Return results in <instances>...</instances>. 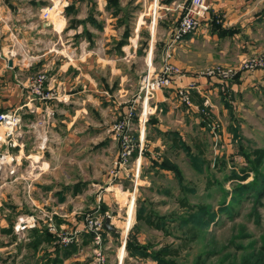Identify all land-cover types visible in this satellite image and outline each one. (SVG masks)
<instances>
[{"label":"rangeland","instance_id":"rangeland-1","mask_svg":"<svg viewBox=\"0 0 264 264\" xmlns=\"http://www.w3.org/2000/svg\"><path fill=\"white\" fill-rule=\"evenodd\" d=\"M21 1L24 3L23 7L16 8L15 14L29 15V20L25 22L18 17V21H13L9 26L13 29L12 27L18 28L23 24L25 27H31L32 29H29L31 32L28 35H15L8 40L5 45L7 51L1 56L5 58V65L9 59L12 61L15 80L21 87L27 89V92L30 89L29 77L38 72L45 74L43 91L49 89L55 94V98L47 102L34 98L30 103L34 108L37 107V111L30 117H28L29 114H24V118L28 121V125L36 123V130L44 129L46 124L43 125L41 116L46 113L45 106L47 105L48 110L54 111V119L49 126L51 134V127L55 119L57 120V113L61 110L57 104L63 100H58L59 96L54 87H48L50 72L57 63L84 58L88 50L85 47L88 44L84 39H76L73 33L64 34L65 29L60 31V28L56 27L55 31L49 24L46 29H43L41 26L43 20L40 18L38 5H27L28 0ZM45 3V6L49 5L47 0ZM124 6L129 10L128 25H130L132 33L129 44L126 45V54H122L117 61L124 65L121 68L124 78L121 86L123 91L106 94V97L110 99V103H107L106 106L112 108L115 105L118 114L102 124L104 130L112 136L116 147L108 151L101 163L93 166L91 162H86L90 165L87 166L85 162H82L83 150L80 149L84 143L68 144L67 150L59 148V155L56 154L55 169L53 168L52 171L49 168L50 172L42 176L40 173L43 170V165H39V156L37 155H43L49 149L50 144L54 141L51 137L52 134L45 150L37 149V139L33 136H30L29 139L24 138L23 149L18 145L6 146L2 144L0 146V153L7 151V157L0 163V264H45L46 262L54 264V261L56 264V255H52V253L56 254L57 246L61 247L69 243L75 246L74 250L72 249L69 253L71 254L70 257L68 256L69 259L65 258L64 264H157L149 257L134 258L129 256L130 251L126 248V240L133 225H135L134 235L139 236L141 244L148 246L153 251L166 246V244L174 245L180 250L179 260L184 261V258L189 254L191 260L187 262L188 264L193 263L201 255L205 258L206 264H239L257 260L264 263V252L261 250L264 246L262 243V237L264 238V204L261 202L255 204L251 198L243 199L234 205L232 215L225 212L218 213L221 221L218 219L209 221L207 230L201 234L194 232L191 223H184V226L178 229V222L186 213V209L181 210L182 207L179 206V201L176 199L179 193L176 179L167 170L155 172V169L149 164L150 155L160 153L156 150L157 147L161 148L159 140H143L140 150L142 151L140 168L137 167L138 162L136 163L135 157L139 150L134 152L135 155L133 154L126 164L118 166L115 163L121 150L118 141L112 135L111 129L115 121L124 117L128 118L129 127H132V136L135 138L140 133L143 101L138 93L139 82L146 73L149 59L147 54L151 37L149 38L146 32L150 33L151 20L156 15L148 0H140L137 4L131 0H124ZM140 14L144 15V19L140 18ZM52 18L59 27L62 17L53 13ZM140 21V29L143 33L139 32V29L136 30L137 23ZM121 30L122 28H119V32L117 31L118 36H121ZM37 31H40L41 34ZM261 39V44H263L264 38ZM155 40L157 46L158 42L162 46L166 41L164 37L160 36ZM146 42L149 43V46H146ZM94 45L95 48L102 50L103 45L107 44L104 38L99 37ZM108 45L110 48H105V52L112 51L111 43ZM140 45L142 51L135 53L132 47L135 46L138 50ZM175 45L177 47L179 42H175ZM156 48L154 53H156ZM160 52L157 53L156 59L151 60L155 71H158L161 63ZM257 57L264 58V49L258 53L247 55L241 60L236 59L229 66L238 67L242 61ZM175 58L179 61V51L175 52ZM190 62L196 64L195 58L190 59ZM28 63H32L31 66H28ZM195 68L197 71L204 69L205 66H195ZM259 69H253L246 74L250 75ZM1 73H3L2 69ZM55 75L56 73L53 76ZM224 94L227 95L228 91H225ZM210 97L208 98L209 104L205 107V114L201 113L203 101L201 103L198 98L191 100L192 106L189 109L183 102H180L179 97L166 100L164 106L157 105L154 102V97L148 100V106L153 110L147 114L146 121L154 117L150 125L151 133L155 132L156 127H160L162 130L178 129L191 143V150H195L193 144L198 141L196 144L202 150L200 158L202 157L205 163L210 165L209 169L203 166L202 171L198 172L195 167L189 164L190 157L182 150L177 153V156L171 155L170 158L172 160L173 157V161L179 165L185 180L190 179V183L193 182L196 185L195 194H188L190 203L206 201L216 212L222 205H227L225 203L238 200L234 196L236 192L233 188L236 180L244 185L253 181L255 171L264 174V83L260 86L257 82H253L252 85L249 83L247 90L242 89L234 97L226 96L227 99L217 91L214 93L213 99L216 102L212 108ZM112 99L115 101H111ZM155 109H158L157 113ZM165 110L169 112L168 115L164 113ZM112 111L116 113V110ZM128 114H131L130 117ZM119 117L122 118L119 119ZM201 118L204 124L201 122ZM30 129V134H32V127ZM132 141L135 143L134 146L139 147L140 140L136 139L135 142L133 139ZM144 150H146V154L143 152ZM142 155L145 157L142 158ZM44 156L47 157L46 154ZM218 159L220 168L214 166ZM221 163L223 164L221 165ZM117 169L119 173H116ZM243 169L247 174H241ZM232 171L238 173L236 178L231 176L226 180L225 178L230 176ZM115 174L116 177L113 176ZM239 175H241L240 178H238ZM207 178L211 181L217 180L220 187L223 186L226 189L225 203L222 205L219 206L220 199L223 198L221 188L212 186L208 190L210 194L204 196L208 193L205 188ZM82 179H84L85 186L82 187L81 192L73 195L64 190L63 185ZM167 179L170 182H166ZM39 183L49 187L46 190L42 189ZM134 184L136 185L135 192L133 191ZM164 187L172 189L170 191L172 196H168L165 191H160L164 190ZM63 192H65L64 198L58 194ZM131 201L134 202L133 216L131 223L128 224L127 210ZM262 201L264 203V198ZM139 207H146V209L150 207L153 211L165 213L164 215L171 213V217H165L164 221L160 222L163 224V229H157L154 224H148L135 217ZM173 211H177V213ZM105 212L110 215L114 234L103 227L102 239L97 246L93 242V233L87 227L86 219L91 214L103 215ZM200 225L205 226V224ZM176 228L177 231L174 230ZM183 237L187 240L182 241ZM124 238L126 240L123 244ZM41 240H44L45 243L40 246ZM121 248L124 249V253L120 259ZM209 250L218 252L207 255ZM50 254L52 256H49ZM59 257L62 260L64 255L60 254ZM101 257L104 258L103 262L98 260Z\"/></svg>","mask_w":264,"mask_h":264},{"label":"crops","instance_id":"crops-1","mask_svg":"<svg viewBox=\"0 0 264 264\" xmlns=\"http://www.w3.org/2000/svg\"><path fill=\"white\" fill-rule=\"evenodd\" d=\"M47 1L49 2V0ZM66 1L68 4L64 9V15L58 28L60 31L65 29L64 34L73 33L76 39H84L88 44L85 49L88 50L84 58L57 63L50 72L48 87H54L59 96L58 100L63 101L57 104L61 110L57 113V120L55 119L51 127V137L54 141L43 155H37L39 156V165H43V170L40 173L42 176L50 172L49 168L52 171L55 169L56 154L59 155V148L67 150L68 144L84 143L80 148L83 150L82 162H91L93 166L101 163L108 151L116 147L112 136L102 127L104 122L118 114L115 105L112 108L106 106L107 103H110L106 94L123 91L121 86L124 78L121 68L124 65L117 61L122 54H126V45L129 44L132 33L130 25H128L129 10L124 6V0ZM184 1L186 0H148L156 15L151 20L150 33L146 32V35L151 37L147 58L156 59L157 53L160 51L162 56L164 49L171 41V31L181 14L179 5ZM131 2L137 4L140 0H131ZM206 2L209 5L207 20L194 33L178 41L179 45L177 47L175 45L173 48L172 61L187 72L185 82L196 81L197 84L194 88L200 92L194 88L190 89L192 99L199 97L200 101H203L204 96L207 98L211 96L210 105L212 108L216 102L213 99L214 93L217 91L227 99L226 96L234 97L242 89L247 90L249 83L252 85L253 82H257L259 86L264 83V68L256 70L250 75L238 73V76L236 75L227 82L225 90L221 88L223 84L218 81L208 82V79L195 76V66L207 67L217 63L226 66L234 63L236 59L241 60L247 55L258 53L264 49V43L261 44V38H264V0H206ZM23 4L21 0H0V70H3V73L0 74V102L2 103L0 107L7 110L23 103L27 95V89L21 87L15 80L12 61L9 59L5 65V58L1 56L7 51L5 45L8 40L15 35H28L31 32L29 29L32 28L25 27L23 24L18 28L12 27L13 29L9 26L13 21H18V17L25 22L29 20V15L15 14V9H20L19 6ZM31 4L38 5L39 11L42 6L46 5L45 0H30V2L28 0L27 5ZM140 15L142 16L140 18L144 19V15ZM213 18L217 23L219 22L220 28L215 27L214 22L212 23ZM41 26L46 29L47 23L42 21ZM119 28H122L121 36L117 35ZM140 28L141 21L137 23L136 30L139 29V32H142ZM38 33L41 34L40 31ZM159 36L166 39L162 46L159 42L157 46L155 40ZM99 37L104 38L107 44L103 45L102 50L95 48L94 45ZM109 43L113 47L112 51L105 52V48H110ZM146 46H149V43L146 42ZM132 48L135 53L142 51L141 45L138 50L135 46ZM155 48L156 53H154ZM3 49H5L4 52H2ZM176 51L180 53L179 61L175 58ZM192 58H195L198 65L190 62ZM9 61H11L10 64ZM55 73L56 77L53 76ZM225 91H228L227 95L224 94ZM173 97L178 98L174 89H164L156 93L154 102L164 106V102ZM112 110H116V113ZM156 110L158 109H155L157 113ZM164 113L169 114L167 110ZM25 114H29L28 117L32 116L30 113ZM23 121L28 122L24 115ZM150 134L153 135V133ZM30 136L31 134H27L25 137L29 139ZM22 147L20 148L23 149ZM86 164L90 166L89 163ZM84 183V179L70 181L63 187L64 190L75 195L82 191ZM39 186L45 190L49 187L42 183H39ZM64 193L58 194L64 198ZM79 224L78 226L81 227ZM43 243L45 241L41 240L40 246ZM70 255L68 254L66 257H70ZM66 257L60 260L61 264L65 263Z\"/></svg>","mask_w":264,"mask_h":264},{"label":"built area","instance_id":"built-area-1","mask_svg":"<svg viewBox=\"0 0 264 264\" xmlns=\"http://www.w3.org/2000/svg\"><path fill=\"white\" fill-rule=\"evenodd\" d=\"M66 0H49V5L44 6L40 9V18L44 23L51 25L52 29L56 31V25L52 14L59 15L63 17L64 9L67 6ZM179 8L181 14L178 18L177 23L171 31V41L164 49L161 56V63L159 65L158 71H155V68L151 65V59L149 57L147 63L146 73L141 77L139 82V97H142V111L140 118V133L136 139L140 140L139 147L134 146L133 139L136 142V139L132 136V127H129L128 118L119 117L121 120L115 121L112 127V135L118 141L121 150L119 152V158L115 163L118 166L126 164L129 159L132 158L134 152L138 151L136 154V163L137 167L140 168L141 165V154L143 140L145 137V125L147 120V114L151 113L152 108L148 106V100L155 97L158 91L164 89H174L177 96L180 99V102H183L187 108L192 106V97L190 89H193L197 84L196 81H186L187 72L182 70V68L172 61L173 58V48L174 43L181 41L185 36L194 33L199 26L207 20L209 5L206 0H186L180 3ZM59 21V20H58ZM32 63H28V66H31ZM264 68V58H248L245 61H242L238 67H232L229 65H220L213 64L207 66L204 69L195 71L196 78L208 79L210 81H218L222 85V89L226 88L227 82L233 79L238 73H248L253 69ZM46 76L44 73L38 72L29 77V88L26 98L23 103L13 107L10 110L0 112V146L5 144L6 146L18 145L19 147L23 146V138L30 134L32 127V134L35 139H37V149L45 150L50 141V131L49 126L54 119V111L48 110L47 105L45 106V111L41 116L44 129L36 130L35 127L37 124L28 125L22 119V116L25 113H35L37 107L30 103L34 98L42 99L44 102L51 101L55 98V94L52 91H43L45 86ZM196 89V88H194ZM200 92L198 89H196ZM57 98V97H56ZM209 104L208 98L203 97V107L202 114H205ZM131 114H128L130 117ZM48 119V121H45ZM137 144V143H136ZM7 157V151L0 153V163L3 159ZM138 157V158H137ZM118 169L116 170V173ZM114 173V171H113ZM119 173V172H118ZM116 177V174L113 175ZM120 176V175H119ZM112 183V182H111ZM133 191H136V185L134 184ZM97 210V209H96ZM95 210V213L97 212ZM91 214L86 219L87 227L93 233V242L95 245H99L102 239V228L104 227V221L106 218L110 219V215L105 212L102 214ZM127 232V231H126ZM126 234V233H125ZM125 238L123 244L125 243ZM69 241V240H67ZM99 252V251H98ZM99 261L104 260L103 257L98 258Z\"/></svg>","mask_w":264,"mask_h":264},{"label":"trees","instance_id":"trees-1","mask_svg":"<svg viewBox=\"0 0 264 264\" xmlns=\"http://www.w3.org/2000/svg\"><path fill=\"white\" fill-rule=\"evenodd\" d=\"M214 22L215 27L220 28L219 22L217 23L215 19L213 18L212 23ZM199 101L200 98L198 97ZM202 103V100L200 101ZM229 106V103H227ZM13 108V107H12ZM11 108V109H12ZM6 110L5 108H0V112ZM158 111V110H157ZM154 117H151L149 121L146 122L145 125V137L144 139H150V140H159V143L161 144V148H156L160 153H157L156 155H150V167L155 169V172H158V170H167L171 172L176 179V183L178 184V195L177 198L179 201V206L181 205V210L186 209V213L184 216L179 220L178 222V229H181V227L184 226V223L188 224H193L191 228L194 230V232H199V234L203 233L204 231L207 230L208 222L209 221H214L216 219L221 221L220 216L218 213H227L229 215H232L234 212V205L242 201L243 199L251 198L253 201H255V204H259V202L263 203V198H264V174L255 171L253 173V181H250L244 185L240 184L239 182H236L233 184L235 185L234 191L236 192L235 198H237V201H232V202H227L225 203V195L224 193L226 189L224 187H220V183H217V180L211 181L209 178H207L206 181V186L205 188L207 189V192L210 188L216 187V188H221L223 192V198L220 199L219 206L222 205V203H225L227 205H222L219 208V211H214L213 207L210 205V203L201 200V202L198 203H190L188 194L194 195L196 192V185L186 179L183 171L179 167V165L173 161V157L177 156V153L182 150L185 152L186 155L190 157L189 159V164L197 169L198 172H201L203 169V166L206 167V169L210 168L209 164L205 163V160L201 157L200 155L202 154L201 148L197 146L198 141L195 142L193 145L195 147V150H191L192 146L190 145L191 143L188 142L186 137L178 130H161L158 127L155 128V133L151 135L150 133V125L151 122L153 121ZM202 120V118H201ZM156 122V121H155ZM203 123V120L201 121ZM204 124V123H203ZM202 138V136H200ZM197 143V144H196ZM205 144V143H204ZM206 145V144H205ZM146 154V150L143 151ZM174 154H173V153ZM135 155V153H134ZM172 157V160L170 156ZM145 155H142V158H144ZM220 165V160H216L214 163V166L217 168ZM223 163H221L222 165ZM240 173V171H238ZM238 173L236 171H232V174L230 176H227L225 179L228 180L232 176L233 178H236V175ZM241 174H247V172L243 169V173ZM241 175L238 176L240 178ZM166 182H170V180H166ZM215 183V184H213ZM237 183V184H236ZM219 186H217V185ZM167 187H164V190L161 189L160 191H165V193L168 194V196H172V193H170L169 188L166 189ZM174 188V187H173ZM210 192L206 193L204 196H208ZM175 210V209H174ZM177 213V211H173ZM174 213V214H175ZM165 213H158L156 211H153L150 207L146 209V207H139L136 211L135 217L138 220H143L148 224H154L157 229H163L161 224V221H164L165 217H171V213L169 215H164ZM178 218V216H175ZM174 217V218H175ZM181 217V216H180ZM220 223V222H217ZM200 224H205L204 227H202ZM200 226V227H198ZM135 225L132 226L129 235L127 236L126 240V248L130 251V255L134 258H147L149 257L150 259L154 260L157 264H188L189 262V254L187 255L186 258H184V261H181L178 259V256L180 257V250H178V247H174V245L171 244H166V246L159 248L155 251L151 250L148 246H145L140 243V238L139 236L137 237L134 232ZM177 231V228L174 229ZM110 231V230H109ZM167 231V230H165ZM164 231V232H165ZM111 233L114 234L112 231ZM187 240L186 238H182V241ZM262 243L264 244V238L262 237ZM68 247L64 246H57L56 249V264H61V259L59 257L60 254H63L64 257H66L70 251L73 249L75 246L74 244H67ZM74 250V249H73ZM261 250L264 252V246L261 248ZM61 252V253H60ZM213 252H218V251H207V255H210ZM54 261V260H53ZM250 263H256V264H264L262 261H255V262H250ZM250 263H239V264H250ZM45 264H48L46 262ZM52 264V263H49ZM55 264V261H54ZM190 264H206L205 263V258L201 255L197 260H195L193 263ZM232 264H237V263H232Z\"/></svg>","mask_w":264,"mask_h":264},{"label":"bare ground","instance_id":"bare-ground-1","mask_svg":"<svg viewBox=\"0 0 264 264\" xmlns=\"http://www.w3.org/2000/svg\"><path fill=\"white\" fill-rule=\"evenodd\" d=\"M57 23V22H56ZM60 23H61V21H60ZM134 202L133 201H131L130 203H129V205H128V210H127V214H128V216H127V221H128V224H130L131 223V221H132V216H133V207H134V204H133ZM127 228V227H126ZM124 249H120V252H119V256H120V258L122 257V255H123V253H124V251H123Z\"/></svg>","mask_w":264,"mask_h":264},{"label":"water","instance_id":"water-1","mask_svg":"<svg viewBox=\"0 0 264 264\" xmlns=\"http://www.w3.org/2000/svg\"><path fill=\"white\" fill-rule=\"evenodd\" d=\"M10 63H11V61H9V64ZM104 228L106 230L114 231V227L112 226V224L110 223L108 218H106L105 221H104Z\"/></svg>","mask_w":264,"mask_h":264}]
</instances>
